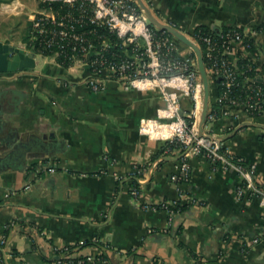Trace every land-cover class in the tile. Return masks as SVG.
I'll return each instance as SVG.
<instances>
[{
  "label": "crops",
  "instance_id": "1",
  "mask_svg": "<svg viewBox=\"0 0 264 264\" xmlns=\"http://www.w3.org/2000/svg\"><path fill=\"white\" fill-rule=\"evenodd\" d=\"M149 1L194 39L198 24L245 27L257 64L264 61V0ZM21 11L30 20L54 12L41 0H0L5 21ZM9 23L0 34H11ZM178 50L192 51L183 42ZM47 56L34 51L33 65L0 71V264H264V196L249 193L234 168L163 148L164 139L141 130L164 104L158 86L125 87L101 75L94 89L87 63ZM209 76L212 108L222 83ZM180 100L186 113L190 98ZM205 129L253 164L264 188V107L254 114L241 104L235 116L206 120ZM183 159L187 178L180 177ZM137 166L145 171L136 176ZM176 198L187 203L182 210L159 206ZM101 252L107 260L70 259Z\"/></svg>",
  "mask_w": 264,
  "mask_h": 264
},
{
  "label": "built area",
  "instance_id": "2",
  "mask_svg": "<svg viewBox=\"0 0 264 264\" xmlns=\"http://www.w3.org/2000/svg\"><path fill=\"white\" fill-rule=\"evenodd\" d=\"M63 1L77 6L78 12L75 14L69 10L60 15L53 10L54 12L50 14L38 13L32 18L33 29L38 33H47L48 22L59 25L58 28L52 29L50 37L45 39L46 43L58 44L62 47L63 43L59 40L64 39L70 42L74 59L84 61L90 68L85 79L92 88L97 89L101 86L102 78H99L101 75L119 77L125 87L137 82L158 86L164 97V104L157 109V117L141 123V130L164 140L176 138L185 148L182 152L183 156L190 152H201L211 159H219L223 166L234 168L241 174L245 179L246 188H250L256 195L264 196V188L254 181L255 166L253 164H243L233 160L221 151V142L205 129V125L204 134L197 135L202 82L195 56L179 52V39L168 31L163 32L164 29L162 32H157L155 25L150 23L143 10L132 0ZM85 17L106 25L110 30L115 31L124 43L132 42L134 47L140 45L142 50L135 51L134 54L120 60L107 61L101 56L90 60L87 56L94 50L92 42L85 35V30L75 29L74 23L83 21ZM233 27L223 31L219 29L216 32L201 33L197 36L203 44L202 52L207 58L208 75L221 76L222 83V90L217 100L218 105L208 108L207 120L219 115L235 116L241 104L246 111L252 112L258 110L264 101V85L254 84L248 80L243 81L248 76L243 75L245 68L238 62L239 54H244L257 64V44L245 27ZM56 36L58 39L55 38ZM76 53L81 55L77 57ZM98 65L100 66L97 67ZM131 66H134L135 71L125 73ZM236 78H242L240 80L245 85L243 93L232 88L238 84ZM182 94L189 96L192 102L186 113L180 107ZM262 138L264 140V135ZM156 162L157 160L153 163ZM144 171L145 168L142 166L134 169V172L138 174ZM181 173L185 176L189 173L186 159L181 162ZM28 185V183L25 184L26 187ZM132 193L137 195L138 189L133 188ZM170 203L174 204L175 199H172ZM169 211L171 214L175 212L173 208ZM88 258L91 256L88 255ZM82 262V259H78V263Z\"/></svg>",
  "mask_w": 264,
  "mask_h": 264
},
{
  "label": "trees",
  "instance_id": "3",
  "mask_svg": "<svg viewBox=\"0 0 264 264\" xmlns=\"http://www.w3.org/2000/svg\"><path fill=\"white\" fill-rule=\"evenodd\" d=\"M132 1L135 2V0H132ZM41 3H42V5L51 7L53 10L57 11L58 14H60V15L64 14L65 12H67L69 10L75 14L78 12L77 6L69 5L66 2H64L63 0H41ZM147 3L149 4V6H152L151 1L147 0ZM153 10L155 11V13L158 14V11L155 7L153 8ZM32 22H33L32 19L31 20L28 19L27 31H26V35L23 39L26 41V45L31 47L34 51H41L42 53H45V54H51L57 50L58 51L57 52V59L65 65L70 64L74 60V56H72V51L70 48V45H71L70 42H67L64 39L59 40L60 42L63 43V46L61 47L58 44L49 45L45 41V39L47 37H50L52 29L58 28L59 25H56L55 23L48 22L47 25L49 26V31L47 33H38L37 31H35L33 29ZM74 23H75V29H77L78 31L79 30H85V35L92 42L94 50H93V52L89 53L87 56V58H89L90 60L94 59L95 57H99V56L106 59L107 61L120 60V59H123L127 56L134 54L135 51H141L142 50V47H140V45L134 47V44L132 42H125L124 43L122 41V38L119 37L115 31L110 30L104 24H100V23H97L95 21L89 20L88 17H85V19L83 21H80V22L78 21V22H74ZM174 24L176 26H178L176 23H174ZM230 28H234V27L232 25H225V26L221 27V30L223 31V30L230 29ZM155 29L157 32L163 31L162 29H160L156 26H155ZM216 31L217 30H215L212 26L207 25V24H198L195 27L193 35L195 37V40L201 46L202 51H203V44H202L201 40L197 37L198 34L206 33V32H216ZM163 32L167 33L166 30ZM43 35H45V37H43ZM55 38L58 39V36H56ZM179 42H181V41H179ZM60 48H62V50ZM80 55H81L80 53L75 54V56H77V57H79ZM190 55L194 56L193 51H190ZM203 59H204L206 67H208V62H207V58H206L205 54H203ZM238 62H239V64L242 65L243 68H245V71H244L245 73L243 75L248 76V77L251 76V78L248 79V81H251L254 84L264 85V79H262V78L260 79L256 76V74H258L259 76L262 73L264 74V61L258 65L256 63H254L250 57L245 56L244 54H239ZM99 66L100 65H98L97 67H99ZM133 71H135L134 66H131V67L126 69L125 73L133 72ZM236 79L238 80V84H237V86H233L232 88L237 89L235 91H239V92L243 93L245 90V85H243L242 84L243 81L240 80L242 78H236ZM190 102H191V99H190ZM263 107H264V101L261 103V106L258 108V110H255L252 112L254 114H258V112H260V110H262ZM262 135H264V132ZM162 147L163 148H169V149L176 147L179 149V151H180L179 153H181V155H182L183 150L185 149L184 146L182 145V143L179 140H177L176 138H174L172 140H165ZM220 150L223 151L224 153H226L233 160H236V161L241 162L243 164H247V162L242 157H240L239 155L230 153L229 151L226 150V148L223 145H221ZM211 160L215 164L219 163V159H213L212 158ZM133 174L136 176L138 175L137 172H133ZM180 177L181 178H187L188 175L185 176V175H182V173H180ZM242 183H245L244 178H242ZM132 185L138 186V182H137L135 177L132 178ZM247 190L249 193L255 194L254 192H252V190L250 188H247ZM186 205H187V203L182 202L180 200V198H176L174 204H171V203L165 204L162 202H161V204H159V206H163L164 208H167L168 210L170 208H173L175 210V212L182 210ZM6 229H8V227ZM99 258L107 260V258L103 252H101L95 256H92L91 258H88V255H77L76 257H73L70 259H72L76 263H78V259H82L83 260L82 263H86V262H93L94 260L99 259ZM197 260H199V259H197ZM155 261L156 260H154L153 263ZM133 264H136V263H133Z\"/></svg>",
  "mask_w": 264,
  "mask_h": 264
},
{
  "label": "water",
  "instance_id": "4",
  "mask_svg": "<svg viewBox=\"0 0 264 264\" xmlns=\"http://www.w3.org/2000/svg\"><path fill=\"white\" fill-rule=\"evenodd\" d=\"M135 2L138 4L140 9L143 10L150 23L173 34L181 42L188 45L193 51L197 63L198 73L202 82V98L198 114L197 135L200 136L204 134V125L207 120L209 108L210 82L201 46L194 38L189 36L174 23L161 19L145 0H135ZM33 56V50L26 53L22 47H19L9 41L0 40V71H11L16 68L31 66L34 63Z\"/></svg>",
  "mask_w": 264,
  "mask_h": 264
},
{
  "label": "rangeland",
  "instance_id": "5",
  "mask_svg": "<svg viewBox=\"0 0 264 264\" xmlns=\"http://www.w3.org/2000/svg\"><path fill=\"white\" fill-rule=\"evenodd\" d=\"M29 2H32L33 0H28ZM0 12V16H1ZM27 14L23 13L22 11L16 14L10 15L8 18L9 24L12 26L11 28V34H0V37L8 39L11 43H15L18 45H22L23 47H26L24 42L22 40L24 39L27 31V22H28ZM7 19H3L0 17V30H3L5 25H8L5 21ZM37 54H40L41 56L48 57L47 54L42 53L41 51H36ZM211 80V76H210ZM212 83V80H211Z\"/></svg>",
  "mask_w": 264,
  "mask_h": 264
}]
</instances>
